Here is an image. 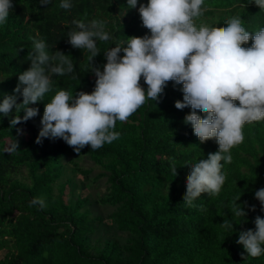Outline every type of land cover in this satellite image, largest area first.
I'll return each mask as SVG.
<instances>
[{
  "label": "trees",
  "instance_id": "obj_1",
  "mask_svg": "<svg viewBox=\"0 0 264 264\" xmlns=\"http://www.w3.org/2000/svg\"><path fill=\"white\" fill-rule=\"evenodd\" d=\"M12 3L7 22L0 24V102L4 95L15 94L19 74L30 67L26 57L33 39L44 40L49 54L69 55L75 72L53 77L54 91L29 105L39 108L36 117L11 127L12 116L0 114V252H6L0 264H264V253L248 256L237 243L241 231H255L257 216L264 218L255 198V192L264 188V120L243 126V143L230 150L231 163L223 164L226 180L221 191L202 193L191 207L183 202L190 164L206 160L219 145L215 138L201 143L192 126L184 123L191 109L175 107L183 92L182 85L173 81L166 82L158 101H146L126 121H117L114 131L120 135L111 144L97 150L86 145L80 153L59 138L37 144L45 105L55 91L63 89L75 96L81 91L91 94L96 86L90 53L68 43V33L76 28L73 22H105L113 39L97 41L101 53L92 62L103 71L104 51L109 47L125 43L128 37L151 35L139 14L140 3L146 5L148 0H138L136 8H128L127 0H71L68 10L60 8L61 0H51L47 6L39 0ZM201 13L193 18L197 29L224 27L233 17H239L250 33L264 28V9L255 0H204ZM252 44L250 38L242 47ZM140 84L147 90L143 77ZM234 103L239 106V101ZM197 114L205 115L200 110ZM14 140L18 150L7 151ZM84 156L99 168L93 180L107 179V192L96 202L110 209L106 215L96 213L88 198L67 203L62 193H56L63 159ZM78 169L85 177L94 173ZM238 196L246 217L232 216ZM33 198L42 199L46 207H30ZM253 205L255 211L250 210ZM106 219L126 238L108 242L93 254L91 237ZM224 220L234 223V229L221 227Z\"/></svg>",
  "mask_w": 264,
  "mask_h": 264
},
{
  "label": "clouds",
  "instance_id": "obj_2",
  "mask_svg": "<svg viewBox=\"0 0 264 264\" xmlns=\"http://www.w3.org/2000/svg\"><path fill=\"white\" fill-rule=\"evenodd\" d=\"M39 3L47 6L51 0H39ZM137 3L138 0H127L128 8H136ZM203 3L204 0L140 3L142 24L151 35L128 37L125 43L109 47L104 51L107 63L103 71L92 62L101 53L97 41L113 39L105 30V22L74 21L76 28L68 33V43L90 53L96 86L91 94L81 91L75 96L63 89L55 91L45 105L35 142L41 144L45 138H59L76 153L86 145L91 150L100 149L119 138V132L114 131L117 121H126L146 101H158L166 82L173 81L182 85L183 92V100H177L175 107L191 109L184 123L192 126L201 143L215 138L219 145V150L209 153L206 160L190 164L183 202L191 207L202 193L218 194L226 180V173L221 171L223 164L231 163L230 150L244 141L243 126L264 120V28L250 33L239 17H233L224 27L197 29L193 18L202 14ZM255 3L264 9V0ZM59 6L68 10L72 7L71 0H61ZM12 8V0H0V24L7 22ZM250 38L252 46L242 47ZM125 44L127 47H123ZM26 59L30 67L19 74L15 94L4 95L0 102V114L12 116L11 127L39 114V108L29 105L37 104L54 91L53 77L75 72L69 55L62 51L49 54L44 40H32ZM141 77L147 90L140 84ZM18 97H22V102H17ZM234 101H239V106ZM197 110L205 115H198ZM17 131L22 134L21 129ZM18 148L14 140L7 151L15 152ZM172 171L176 176L175 165ZM255 198L264 210V188L255 192ZM239 199L240 196L231 209L232 216L246 217L244 207L237 204ZM35 205L40 209L46 207L40 198L31 200L29 206ZM250 210L255 211V206ZM255 226V231H241L237 240L251 257L264 253V218L257 216ZM221 227L232 230L234 223L224 220Z\"/></svg>",
  "mask_w": 264,
  "mask_h": 264
},
{
  "label": "rangeland",
  "instance_id": "obj_3",
  "mask_svg": "<svg viewBox=\"0 0 264 264\" xmlns=\"http://www.w3.org/2000/svg\"><path fill=\"white\" fill-rule=\"evenodd\" d=\"M27 131L26 137H30ZM77 167H76V165ZM78 168L94 170L90 177L83 176ZM99 168L92 162L88 156L69 157L63 159V177L59 181L56 193L63 194V199L67 203H75L79 199L88 198L93 210L97 212L109 213L110 209L100 207L96 202L107 192V179H101L98 182L93 180L99 173ZM63 190V191H62ZM126 235L119 232L117 228L108 220L99 228L91 237V244L95 248L92 249L93 254H97L106 243L113 241H121ZM5 251L0 252V258L5 256Z\"/></svg>",
  "mask_w": 264,
  "mask_h": 264
}]
</instances>
